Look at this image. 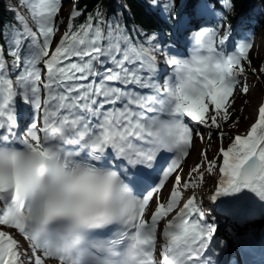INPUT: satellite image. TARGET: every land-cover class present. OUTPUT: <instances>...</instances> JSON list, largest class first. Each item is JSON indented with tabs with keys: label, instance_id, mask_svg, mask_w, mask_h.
<instances>
[{
	"label": "snow or ice",
	"instance_id": "obj_1",
	"mask_svg": "<svg viewBox=\"0 0 264 264\" xmlns=\"http://www.w3.org/2000/svg\"><path fill=\"white\" fill-rule=\"evenodd\" d=\"M150 2L165 22L177 15L175 0ZM19 3L27 16L0 33V264H212L216 225L184 194L215 175L209 201L264 208V103L214 159L201 153L206 166L185 178L181 161L194 134L203 140L191 123L219 129L229 119L252 42L232 44L231 25L198 28L188 52L173 55L162 32L133 38L101 13L74 25L75 9L57 40L62 0ZM158 58L171 69L162 80ZM21 100L30 121L38 113L23 138ZM162 152L171 155L159 165Z\"/></svg>",
	"mask_w": 264,
	"mask_h": 264
},
{
	"label": "rangeland",
	"instance_id": "obj_2",
	"mask_svg": "<svg viewBox=\"0 0 264 264\" xmlns=\"http://www.w3.org/2000/svg\"><path fill=\"white\" fill-rule=\"evenodd\" d=\"M10 1L17 6L20 13L27 16L26 8L21 7L19 0H10ZM64 1H70V0H62V7L59 12V15L57 16V20L62 21V23H60L58 30L55 33L57 40L60 38L63 31L66 30L68 14L71 6L69 4L67 5L66 3H64ZM144 1L149 9H151L161 18H164L161 15L160 11H158L156 8H154L151 5L150 0H144ZM183 2L185 3V0H183ZM194 3L195 0H192L191 4ZM201 3L202 2L198 0L196 1L194 6L196 7L198 5H201ZM213 6L214 4L208 2L207 5H204L202 7L204 10H210L211 14L214 15L215 17V15L216 16L219 15V11L216 6L214 7ZM185 9H187V7H184V10ZM186 14H188V9L181 15V19H180L181 21L182 18L186 16ZM106 18L109 22H113V20L116 21L113 7L110 8V15L106 16ZM194 27L196 30L198 28H203L201 25L198 24ZM237 28L238 29L240 28V32L238 33V39H233L231 37L232 44H238L242 40L249 39L252 42L253 47L249 52V59L251 63H248L247 61L246 63H244L245 71L239 77V83L237 84L236 90L233 94V97L231 98V107L229 108V113L233 112L235 117L234 115H231V119L233 120V122L225 131L226 139H228L229 142H230V137H234L235 135L238 134L242 135L246 133V130L250 127L251 123H253L257 118L258 107L262 103H264V82L259 78V75H264V48L261 45V43L264 42V18L261 19L260 21H255V22H245V21L240 22L236 25L234 29L238 30ZM146 33H151V32H146ZM157 33L159 34V32ZM230 49H231V45H229V49L226 50H230ZM179 53L181 54L183 52L179 51ZM160 60L163 63V65L166 66L163 58H160ZM244 86H247L248 88L246 94L241 91V88ZM42 97H43V92H42ZM20 107L25 110L28 109V107L25 106L23 102L20 103ZM191 125L192 128L195 130V132H198L203 136V140H201L200 136L194 134L189 149V154L186 157V159H184V161L181 162V166L183 168L182 176L185 178L196 164L205 163L206 166L204 157L201 155L202 152H206L207 159L212 160L217 156L218 149L221 146L218 142L210 144L206 141V132H205L206 127L200 126L196 123H191ZM217 179L218 177L215 175L208 176L206 174L204 180L199 183V186L190 189L188 192L184 194V199L192 194H195L197 196L198 202L201 204L207 215H212L218 218L215 219L216 221H213V223L216 225L217 228L216 232H218L217 235L215 232L214 234L215 238L226 239L228 242L233 243V239L235 238L234 235L236 231L235 228H233V226H230V224L227 223V220L225 218L226 216L225 217L219 216L214 212L213 208H210L209 206L208 197L214 192V182ZM170 187H171V181H169L166 187L163 189V195L165 197H167ZM263 212H264V208H261L259 204H256V208H253V212L250 214V218H249L250 223L255 222V220H257L258 218L262 219L256 222L258 228H261V230L264 229ZM220 229H222L223 232L219 231ZM5 230L10 232L15 231L12 229H5ZM241 230H243V235H246L247 232L251 234L252 231L251 229H244V228H242ZM16 238L24 245L25 248H27V244L23 242L22 237L16 234ZM160 244L161 241L158 239L157 250H160ZM48 263L54 264L53 261H48ZM24 264H27V261H25Z\"/></svg>",
	"mask_w": 264,
	"mask_h": 264
},
{
	"label": "trees",
	"instance_id": "obj_3",
	"mask_svg": "<svg viewBox=\"0 0 264 264\" xmlns=\"http://www.w3.org/2000/svg\"><path fill=\"white\" fill-rule=\"evenodd\" d=\"M65 3L71 5L68 17L74 9L81 12V15L74 20V25L85 23L90 14L101 13L106 17L110 15V8L113 7L116 17V21L113 20V23L118 22L130 32L133 38H136L137 30L143 32L159 30L164 34H170L178 21L183 0H175L177 15L167 22L161 20L157 14L149 9L144 0H70L65 1ZM212 3L219 6L223 11V16L226 17L222 24L219 21L213 25V28L219 27L222 30L224 27L231 25L232 35H234L233 28L237 22H255L264 18V0H231L232 7L230 9L224 6V0H212ZM17 12L20 11L10 0H0V33L4 34V36H7L13 28L17 27L15 19ZM0 43L4 45L3 54L7 55V40L0 37ZM8 59L10 60L11 57H8ZM259 78L264 82V75H259ZM231 115H234V113H230L227 121H220L221 127L219 129L206 128V141L208 143L213 144L218 142L220 145L223 144V146H227L230 143L226 139V135L223 138V142H221L219 133H225L231 125L233 122Z\"/></svg>",
	"mask_w": 264,
	"mask_h": 264
},
{
	"label": "bare ground",
	"instance_id": "obj_4",
	"mask_svg": "<svg viewBox=\"0 0 264 264\" xmlns=\"http://www.w3.org/2000/svg\"><path fill=\"white\" fill-rule=\"evenodd\" d=\"M205 1V0H204ZM202 3H204V2H202ZM192 5H195V3L194 4H192ZM200 8V9H199ZM202 8V9H201ZM193 12H198V13H200L201 15H206L207 14V10H204L203 9V7L201 6V5H198V6H196L194 9H193ZM180 28H181V30L182 31H185L187 28L185 27V26H183L181 23H180ZM261 45H262V47L264 48V42H262L261 43ZM213 194V193H212ZM188 197H186L184 200H186ZM183 202V201H182ZM181 202V203H182ZM209 202V206H210V204L211 205H214V207L215 208H220L221 206L219 205V204H216V203H213V202H210V201H208ZM249 203H250V206L252 207V208H256V204L255 203H252V202H250L249 201ZM177 211H178V209H177ZM250 211V210H249ZM215 219H218L217 217H214V216H212V215H208V220L210 221V222H213V221H216ZM258 221H260V219L258 218L257 220H255V222H252L250 225L252 226L251 228H248V229H251V230H257V232L256 233H258V236L257 237H255L254 236V234H252V235H250V233L249 232H247V234L246 235H243V230H241L239 233H237V235H238V237L236 238V239H238L237 241H238V244L243 248V250H247L248 249V251L249 250H252L253 248H255V247H257L258 246V244L259 243H261V242H263L264 241V234L262 233V230L261 229H259L258 228V226H257V223L256 222H258ZM245 229V228H244ZM219 231H221V232H223V230L222 229H220ZM218 234V232H216V235ZM261 237H263L262 239H261ZM261 239V240H260ZM252 244V245H251ZM251 246V247H250Z\"/></svg>",
	"mask_w": 264,
	"mask_h": 264
}]
</instances>
